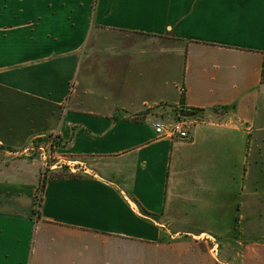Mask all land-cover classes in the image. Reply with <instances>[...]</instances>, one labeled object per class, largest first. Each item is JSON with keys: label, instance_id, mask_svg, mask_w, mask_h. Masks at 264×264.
Returning <instances> with one entry per match:
<instances>
[{"label": "crops", "instance_id": "0c3cea01", "mask_svg": "<svg viewBox=\"0 0 264 264\" xmlns=\"http://www.w3.org/2000/svg\"><path fill=\"white\" fill-rule=\"evenodd\" d=\"M0 264H264V0H0Z\"/></svg>", "mask_w": 264, "mask_h": 264}, {"label": "rangeland", "instance_id": "374dc122", "mask_svg": "<svg viewBox=\"0 0 264 264\" xmlns=\"http://www.w3.org/2000/svg\"><path fill=\"white\" fill-rule=\"evenodd\" d=\"M48 144V139L45 138L43 140L38 141L36 144L33 146L37 149L36 150V157L42 159L45 163H49L48 166L42 170V176L41 177H48L50 175H79L81 172H87V169H92V163H94L95 160L93 159H77L78 163L74 164H68L70 159H64L66 160V163L61 161L59 163V167L56 166V162L58 161L57 155H53L51 152L52 150L54 152L57 151L55 147L51 148L47 147ZM50 152V153H49ZM73 161V160H70ZM82 163V164H81ZM46 165V164H45ZM56 166L55 168H52L51 166ZM59 170V171H58ZM85 170V171H83ZM218 242L215 241V245H217Z\"/></svg>", "mask_w": 264, "mask_h": 264}, {"label": "built area", "instance_id": "2783aa9c", "mask_svg": "<svg viewBox=\"0 0 264 264\" xmlns=\"http://www.w3.org/2000/svg\"><path fill=\"white\" fill-rule=\"evenodd\" d=\"M197 122V119L192 120L189 118V116H183L180 112H178L177 118L172 122L157 121L155 123V129L158 136L169 137L176 140H187L191 137V127ZM55 146V136H50V138H48L47 147L51 148L50 150H52V148ZM51 152L53 155H55L53 150ZM48 164L49 163L46 162V166H48ZM43 178L44 177H42V179Z\"/></svg>", "mask_w": 264, "mask_h": 264}, {"label": "trees", "instance_id": "16d2710c", "mask_svg": "<svg viewBox=\"0 0 264 264\" xmlns=\"http://www.w3.org/2000/svg\"><path fill=\"white\" fill-rule=\"evenodd\" d=\"M226 109H227L226 107H222V108H213V109L208 110V111L209 112H213V113H217L218 110H226ZM55 144H59V141L57 140L56 137H55ZM46 180H47V177L45 176L42 179V183H41V185L39 187L38 197H37V201H36V208H35V212H36L37 215H39L40 212H41L42 194H43V191H44V188H45Z\"/></svg>", "mask_w": 264, "mask_h": 264}, {"label": "water", "instance_id": "95a60500", "mask_svg": "<svg viewBox=\"0 0 264 264\" xmlns=\"http://www.w3.org/2000/svg\"><path fill=\"white\" fill-rule=\"evenodd\" d=\"M183 116H189L190 115V112L186 111V110H182L180 112Z\"/></svg>", "mask_w": 264, "mask_h": 264}]
</instances>
